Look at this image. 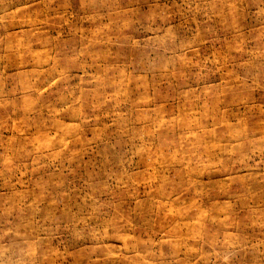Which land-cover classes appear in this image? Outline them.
I'll return each mask as SVG.
<instances>
[{
	"label": "rangeland",
	"instance_id": "374dc122",
	"mask_svg": "<svg viewBox=\"0 0 264 264\" xmlns=\"http://www.w3.org/2000/svg\"><path fill=\"white\" fill-rule=\"evenodd\" d=\"M0 264H264V0H0Z\"/></svg>",
	"mask_w": 264,
	"mask_h": 264
}]
</instances>
